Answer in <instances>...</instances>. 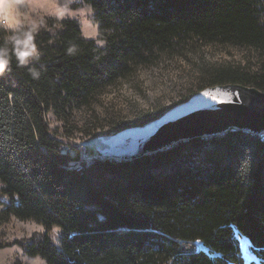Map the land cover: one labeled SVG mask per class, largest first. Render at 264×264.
<instances>
[{
	"label": "trees",
	"instance_id": "trees-1",
	"mask_svg": "<svg viewBox=\"0 0 264 264\" xmlns=\"http://www.w3.org/2000/svg\"><path fill=\"white\" fill-rule=\"evenodd\" d=\"M82 2L92 7L104 46L86 38L77 19L46 17L38 26L21 25L35 45L21 65L0 30V46L10 50L0 75V193L8 197L0 198V226L14 217L45 228L0 248L15 243L47 264H264L258 134L231 129L132 160L103 158L87 147L88 163L74 142L148 123L209 86L264 91V0ZM209 45L252 58L197 60L170 108L98 114L118 81ZM54 227L61 229L58 244ZM237 234L250 242L255 258L248 263Z\"/></svg>",
	"mask_w": 264,
	"mask_h": 264
},
{
	"label": "rangeland",
	"instance_id": "rangeland-1",
	"mask_svg": "<svg viewBox=\"0 0 264 264\" xmlns=\"http://www.w3.org/2000/svg\"><path fill=\"white\" fill-rule=\"evenodd\" d=\"M12 2L18 5V11L21 14L19 17L20 25L38 26L46 17H53L58 20L77 19L83 35L88 39L96 40L99 46H104V42L98 38L99 25L94 19L93 9L89 4L83 3L82 0H12ZM247 57L252 58V54H248L246 50L240 48L209 45L194 53H188L187 57L165 60L153 68L142 69L132 78L118 81L108 89L97 106L98 114L104 113L105 109L128 111L134 106L149 108L157 103H162L170 108L179 95L177 90L188 86L194 73V63L197 60L204 59L212 63L242 62ZM51 118L53 119V117ZM53 125H57V122ZM74 142L79 149L84 148L83 142L79 139ZM83 154H85L84 150H82V157ZM89 157L91 156L89 155ZM0 198L3 201H8V197L4 194L0 193ZM41 228L43 231H40ZM44 231L45 228L40 223L21 221L13 217L0 226V245L30 237L35 232ZM50 235L53 241L58 244L60 232L52 230ZM237 237L242 254L248 263L255 258L250 242L246 236L237 234ZM31 258L32 256L27 255L15 243L0 248V264H15L18 261L22 264H30Z\"/></svg>",
	"mask_w": 264,
	"mask_h": 264
},
{
	"label": "water",
	"instance_id": "water-1",
	"mask_svg": "<svg viewBox=\"0 0 264 264\" xmlns=\"http://www.w3.org/2000/svg\"><path fill=\"white\" fill-rule=\"evenodd\" d=\"M231 129L264 132V91L238 83L209 86L148 123L99 135L82 145L95 148L104 158L132 160Z\"/></svg>",
	"mask_w": 264,
	"mask_h": 264
},
{
	"label": "clouds",
	"instance_id": "clouds-1",
	"mask_svg": "<svg viewBox=\"0 0 264 264\" xmlns=\"http://www.w3.org/2000/svg\"><path fill=\"white\" fill-rule=\"evenodd\" d=\"M20 15L17 3L12 0H0V30L9 34L6 42H11L12 54L17 58V62L23 65L35 52V45L31 29L20 25ZM9 52L7 47L0 46V75H3L9 66ZM32 75L38 77L39 73L32 70ZM52 230L59 232L61 229L54 227ZM40 231H43V228ZM30 264H47V261L44 257L36 255L32 256Z\"/></svg>",
	"mask_w": 264,
	"mask_h": 264
},
{
	"label": "built area",
	"instance_id": "built-area-1",
	"mask_svg": "<svg viewBox=\"0 0 264 264\" xmlns=\"http://www.w3.org/2000/svg\"><path fill=\"white\" fill-rule=\"evenodd\" d=\"M80 150H81V154H82V150L85 151V154H83V157L81 155V161L82 162H87L88 163V162L93 161V156L89 157V155L86 153V149L85 148L80 149Z\"/></svg>",
	"mask_w": 264,
	"mask_h": 264
},
{
	"label": "bare ground",
	"instance_id": "bare-ground-1",
	"mask_svg": "<svg viewBox=\"0 0 264 264\" xmlns=\"http://www.w3.org/2000/svg\"><path fill=\"white\" fill-rule=\"evenodd\" d=\"M258 135L261 137V139L264 140V132H261V133H259ZM99 156H100V155H99ZM99 156H98V157H99ZM103 158H104V157H103Z\"/></svg>",
	"mask_w": 264,
	"mask_h": 264
}]
</instances>
